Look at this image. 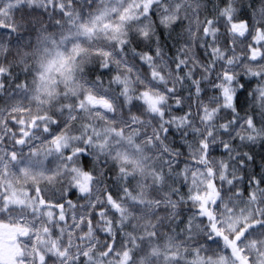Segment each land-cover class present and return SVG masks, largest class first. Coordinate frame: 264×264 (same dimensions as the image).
I'll return each instance as SVG.
<instances>
[{
  "label": "snow or ice",
  "instance_id": "6c2138e0",
  "mask_svg": "<svg viewBox=\"0 0 264 264\" xmlns=\"http://www.w3.org/2000/svg\"><path fill=\"white\" fill-rule=\"evenodd\" d=\"M0 264H264V0H0Z\"/></svg>",
  "mask_w": 264,
  "mask_h": 264
}]
</instances>
